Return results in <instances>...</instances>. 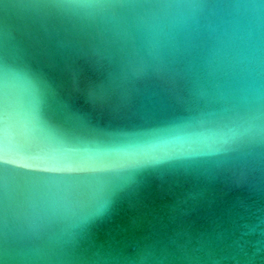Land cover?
Instances as JSON below:
<instances>
[{"label": "clouds", "instance_id": "1", "mask_svg": "<svg viewBox=\"0 0 264 264\" xmlns=\"http://www.w3.org/2000/svg\"><path fill=\"white\" fill-rule=\"evenodd\" d=\"M2 3V0H0ZM62 32L108 86L190 82L201 105L161 127L98 141L50 121L23 59L21 26ZM209 158L264 176V0H12L0 9V264H172L152 245L86 254L115 181ZM248 225L264 233V210ZM183 264H218L184 252Z\"/></svg>", "mask_w": 264, "mask_h": 264}, {"label": "water", "instance_id": "2", "mask_svg": "<svg viewBox=\"0 0 264 264\" xmlns=\"http://www.w3.org/2000/svg\"><path fill=\"white\" fill-rule=\"evenodd\" d=\"M12 0H2L11 3ZM23 59L43 81V111L55 124L107 141L121 132L165 126L201 105L190 82L149 78L133 87L108 86L105 73L54 29L21 26ZM110 211L91 226L86 254L97 248L132 254L152 245L175 257L211 253L218 264H264V233L250 232L264 210V176L238 180L225 165L202 158L163 164L115 181Z\"/></svg>", "mask_w": 264, "mask_h": 264}]
</instances>
